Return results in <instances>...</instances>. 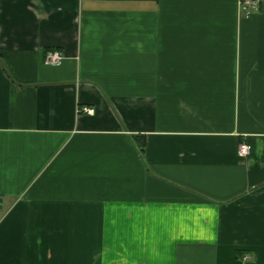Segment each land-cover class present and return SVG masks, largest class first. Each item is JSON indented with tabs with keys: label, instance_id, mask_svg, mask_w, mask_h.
<instances>
[{
	"label": "crops",
	"instance_id": "obj_1",
	"mask_svg": "<svg viewBox=\"0 0 264 264\" xmlns=\"http://www.w3.org/2000/svg\"><path fill=\"white\" fill-rule=\"evenodd\" d=\"M0 264H264V0H0Z\"/></svg>",
	"mask_w": 264,
	"mask_h": 264
},
{
	"label": "built area",
	"instance_id": "obj_2",
	"mask_svg": "<svg viewBox=\"0 0 264 264\" xmlns=\"http://www.w3.org/2000/svg\"><path fill=\"white\" fill-rule=\"evenodd\" d=\"M262 4V0H239V12L245 17H249L252 13L258 12ZM63 54L57 50H51L45 53L44 64L46 66H59L62 63ZM77 114L93 115L94 109L89 106H79ZM251 147L247 143H242L238 148V155L241 157L249 155Z\"/></svg>",
	"mask_w": 264,
	"mask_h": 264
}]
</instances>
